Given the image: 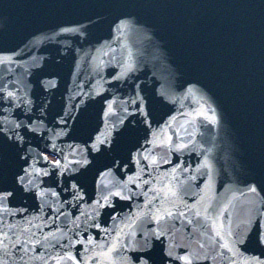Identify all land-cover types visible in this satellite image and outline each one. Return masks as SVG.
I'll return each mask as SVG.
<instances>
[{
  "label": "water",
  "instance_id": "obj_1",
  "mask_svg": "<svg viewBox=\"0 0 264 264\" xmlns=\"http://www.w3.org/2000/svg\"><path fill=\"white\" fill-rule=\"evenodd\" d=\"M124 17L135 24L117 31ZM129 63L135 71H127ZM186 81L199 82L201 91L185 98ZM138 85L154 96L176 97L175 103L157 105L155 116H174L172 129L189 145L154 153L182 169L174 173L166 163L149 169L175 186L176 211L164 225L175 243L207 257L198 264L264 261V244L256 238L264 232V0H0V128L10 130L0 136V182L12 185L14 175L27 168L23 159L36 169L29 170L35 187L0 210V232L8 237L7 247L0 245L5 264H54L50 257L67 251L82 255V245L66 247L76 233L109 238L91 226L94 218L101 228H124L112 216L127 217L133 205L142 207L145 192L151 198L143 188L132 201L113 197L104 209L94 203L98 193L106 194L104 187L137 169L127 160L136 137L122 126L113 129L116 121L104 111L111 103L123 119L121 107ZM194 109L205 110L208 118L181 115ZM18 122L31 127L16 128ZM12 131L24 138L22 144L7 140ZM89 136H107L111 143L89 153ZM20 148L31 151L18 157ZM46 155L61 159V168L65 160L83 157L89 163L61 170L39 158ZM113 158L132 172L119 166L97 177ZM252 183L255 193L247 190ZM185 208L190 211L180 216ZM152 227L145 221L136 231ZM217 232L234 242L231 251L220 246ZM17 239L21 243L14 247Z\"/></svg>",
  "mask_w": 264,
  "mask_h": 264
},
{
  "label": "snow or ice",
  "instance_id": "obj_2",
  "mask_svg": "<svg viewBox=\"0 0 264 264\" xmlns=\"http://www.w3.org/2000/svg\"><path fill=\"white\" fill-rule=\"evenodd\" d=\"M135 24V21L131 17H124L120 19L117 24V31L121 28H127ZM71 29H61V31H70ZM127 71H135L134 65L131 63L127 66ZM118 78V77H115ZM187 87L185 88V98L191 96L194 92H200L199 82L189 83L185 82ZM183 87V85L181 86ZM0 91H4L0 89ZM7 97L14 96V93L7 91L5 93ZM201 100H205L204 95H201ZM165 101L168 103H175L176 97L166 92H159L158 95H152L146 90L137 86V90L134 92L133 97L128 98L127 106L121 107V112L124 114L123 119L116 115L112 104H108L107 110L104 111L106 118L115 119L116 123L112 124L111 127L116 129L117 126H122L123 129L131 135L136 137V143L133 145L135 152L129 151L127 160L134 162L137 165L136 171L127 176L124 180H118L102 189L106 194L101 195L98 193V199L94 202L97 205V209H104L105 207H111V201L113 197H117L122 201H132L133 196L139 193V190L147 188L148 192L153 193L151 198H147L148 193L145 192V199L143 206L139 204L133 205V212L129 213L127 217L123 214H114L112 216L113 221H121L124 224V228H117L115 225L111 227L101 228L100 223L93 221L92 227L101 230V233L108 236V239L103 241H96L95 238L88 234L87 238L80 236L76 233V237L71 241L67 248H71L74 244L82 245V255L80 253L72 254L71 251H67L62 256H52L51 260L54 264H64L65 261H70L71 264H198L201 259H207L206 256L202 257L197 251H194L189 246L181 247L175 243V238L171 237L170 230L166 229V225L170 220L173 219L174 212L176 211V204L173 202L172 197L175 196V186L171 183V180L167 184L164 183L168 179L167 176L160 178L155 175L149 174V169L155 170L160 163H166L172 165L171 160H164L162 157L154 155L161 150H166V154L171 152H181L189 147L188 144L184 143L183 140L177 135L178 130H174L171 127V121L175 120L174 116L169 117L165 120L163 116L160 119H156L155 109L157 105L164 104ZM207 103V101H206ZM131 109V110H130ZM207 111L214 113V109L210 107ZM188 116H199L206 117L205 110H192V112L184 113L181 115ZM211 119L215 121L216 117L213 114ZM127 121V123H126ZM163 121V123H162ZM190 122V121H186ZM30 128V125H23L22 122H18L15 127ZM9 129L0 128V136H4L5 133L9 132ZM35 131V129H32ZM142 133V135H141ZM171 133V134H169ZM119 135V132L117 133ZM7 140L14 146L17 142L23 143L24 138L12 131L10 136H7ZM91 141L87 151L99 152L102 150L101 146L110 144L108 137L104 139L93 140L91 136L88 137ZM143 140V143L140 141ZM191 143V141H189ZM167 145V148H166ZM107 151L108 149H104ZM20 151H24L20 148L17 151V156L20 157ZM30 149L24 151V155L28 156ZM147 153V155H145ZM40 159L47 160L46 156H40ZM23 159V158H22ZM143 162V164H142ZM87 164L89 161L85 158H81L75 161H67L61 168V159H52L51 164L61 170H67L71 164ZM23 164L27 168H21L17 174L14 175L13 184L10 186H3L0 182V210L7 211L8 204L12 201L17 193L27 192L30 190L29 185H32V181L29 179L30 171H35L33 166L28 163L27 159H23ZM119 166L132 172L128 163H124L123 160H117L113 158L109 164L102 165V170L97 171V177H104L106 174L112 173L113 169L119 171ZM205 166L207 164L205 163ZM178 169H182V165L177 163L172 165V172H176ZM42 171V170H40ZM187 171V169H183ZM47 175V173H44ZM123 175V173H121ZM175 180V177H172ZM179 182L177 181V184ZM100 185H103V181H99ZM159 184L157 188L155 185ZM131 186V187H130ZM35 187V185H32ZM72 187L74 189L79 188V185L75 182ZM247 190L255 193L257 191V184L252 183L248 185ZM264 191V187H261ZM55 195V193H52ZM38 195L43 196V191L39 192ZM79 198V197H76ZM188 208L184 209V212H180V216H184L185 212H189ZM113 212H115L113 208ZM99 212H97V216ZM200 215L199 212L196 213ZM147 221V223L154 225V227L147 230L141 229L137 233L136 228L140 223ZM189 223L191 221L189 220ZM125 228L127 230H125ZM100 233H98L99 235ZM231 236V233H228ZM217 237H220L224 242L220 245L222 248L231 251L230 245H234V242L230 239H225L219 232L216 233ZM0 245L5 248L4 240L7 239L5 233L0 232ZM164 237V239H162ZM169 237H171L169 239ZM257 242L264 244V232H257ZM243 243V240L239 241ZM21 242L17 239L16 247ZM29 243H38V241H30ZM202 248L203 245H200ZM131 255H128V253ZM79 256V258H78ZM85 257H87L85 259ZM0 264H5V261L0 260ZM256 264H264V261L257 260Z\"/></svg>",
  "mask_w": 264,
  "mask_h": 264
}]
</instances>
